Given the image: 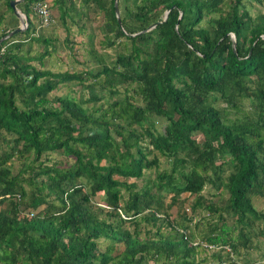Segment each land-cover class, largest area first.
<instances>
[{
    "label": "trees",
    "instance_id": "16d2710c",
    "mask_svg": "<svg viewBox=\"0 0 264 264\" xmlns=\"http://www.w3.org/2000/svg\"><path fill=\"white\" fill-rule=\"evenodd\" d=\"M11 1L0 0V38L19 26ZM50 1L63 25L98 13L114 58L103 63L90 38L98 70L44 69L50 41L30 17ZM247 2L264 0H117L118 21L114 0L16 5L26 28L0 43V264L205 263L199 251L235 264L252 237L264 259L253 205L264 201V7L252 15ZM31 42L44 52L30 55ZM61 84L87 97L49 98Z\"/></svg>",
    "mask_w": 264,
    "mask_h": 264
},
{
    "label": "rangeland",
    "instance_id": "374dc122",
    "mask_svg": "<svg viewBox=\"0 0 264 264\" xmlns=\"http://www.w3.org/2000/svg\"><path fill=\"white\" fill-rule=\"evenodd\" d=\"M76 1V6L78 8V0ZM246 5L249 7L250 13L254 15L257 11H263L264 2L262 5H259L255 2H247ZM4 9L3 7H0V12H2ZM49 11L51 14V23L49 26L44 28L38 27L37 19L32 16L30 17V21L32 22L33 26L35 27V30L33 32V36L36 37L40 35L42 38L48 39L50 41V46L47 47V49H44L47 51L48 55L43 58V68L48 69L52 72H72V71H81L82 69H92L94 72L98 70V66L93 62V59L88 58V40L91 38L92 40V46L96 50L97 54L102 58L103 63H109L114 56L115 53L118 51L117 47L114 48H103L98 43L99 40H101V35L98 30L99 21L100 18L98 16V13L92 14L91 12H88V21L82 20V22L76 23L78 20V17L75 16V13H72L73 20H69L68 18L65 19V24L63 25L58 20L57 15V9L50 1V7ZM81 11H85L83 8ZM84 19V18H83ZM4 20L3 23L0 24V29L4 26ZM1 33V31H0ZM22 39V38H21ZM68 42L66 43V40ZM30 45V55L37 56L44 52L43 47L39 43L31 42ZM88 58V60H87ZM32 65L35 67H39V63L37 61H33ZM62 95H70L74 97L75 99L82 96V99H85L87 97V92L85 90H81V87L78 84H65V85H58V87L52 91L48 97H58ZM99 104H105L104 100H101L96 105ZM89 105V104H87ZM156 129H159V126L156 124ZM46 161L47 164H51L52 162H55L60 167H66L70 164V161H67L62 155L59 154H47ZM19 167L18 162L13 163V169L16 170V168ZM153 179V171H146L144 172L143 179H139L135 181L136 187L141 188L145 185L147 180ZM129 183L134 182V180L130 179L128 180ZM204 196L206 198L210 197V194L213 193L211 189L206 186L203 190ZM186 194H181L180 198H186ZM226 195L223 194L221 199H225ZM212 201L219 202L220 199H218L217 196L211 197ZM167 200V197L164 198V201ZM94 202L101 203L100 197L95 196L93 199ZM187 203L184 204V209H186ZM253 205L257 210L264 212V201L258 200L256 198H253ZM180 212V210L176 207L172 208L171 216L177 217V212ZM170 213V211H169ZM189 214V212H186ZM197 218V216H196ZM147 228H151V226L148 224ZM191 228V227H190ZM196 232V231H195ZM198 234V233H196ZM263 241L261 237H252L251 238V248L248 250H240L239 253L236 256L235 264H252L259 262L262 263L264 259L260 257L261 252L263 251ZM101 248V247H100ZM209 254L204 252H197L196 254V260L202 261L205 259V263L201 264H208L207 257Z\"/></svg>",
    "mask_w": 264,
    "mask_h": 264
},
{
    "label": "water",
    "instance_id": "95a60500",
    "mask_svg": "<svg viewBox=\"0 0 264 264\" xmlns=\"http://www.w3.org/2000/svg\"><path fill=\"white\" fill-rule=\"evenodd\" d=\"M22 1H24V0H14V1H11V2L9 3V6H10L11 9H12L13 15L17 18V20H18V22H19V26H18L16 29L10 31V32H9L8 34H6L5 36L1 37V38H0V43H1L3 40H5V39L11 37V36L14 35V34H16V33H18V32H22V31L26 28V18H25V16H24V15H23V14H22V13L16 8V5H17L18 3H20V2H22ZM113 5H114L115 17H116V19H117V21H118L117 0H114ZM166 17H167V11H166V13L164 14V18H163L162 21H164V20L166 19ZM152 27H154V25L150 26L148 29H150V28H152ZM148 29H147V30H148ZM147 30H145V31H147ZM231 40H232L231 47H232L233 52H235V51H234V39H233V37H231Z\"/></svg>",
    "mask_w": 264,
    "mask_h": 264
},
{
    "label": "built area",
    "instance_id": "2783aa9c",
    "mask_svg": "<svg viewBox=\"0 0 264 264\" xmlns=\"http://www.w3.org/2000/svg\"><path fill=\"white\" fill-rule=\"evenodd\" d=\"M32 11H33L34 16L37 19L38 27L44 28L50 25L52 21L51 14H50L49 8L47 7L45 3L33 4ZM218 264H224V263H218Z\"/></svg>",
    "mask_w": 264,
    "mask_h": 264
}]
</instances>
